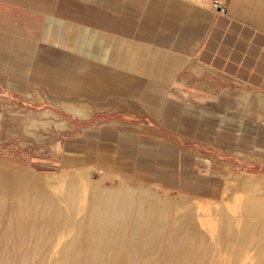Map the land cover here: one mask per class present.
<instances>
[{
    "label": "crops",
    "instance_id": "0c3cea01",
    "mask_svg": "<svg viewBox=\"0 0 264 264\" xmlns=\"http://www.w3.org/2000/svg\"><path fill=\"white\" fill-rule=\"evenodd\" d=\"M224 1L0 0V80L8 94L36 88L91 106L82 118L49 102L69 128L46 154L26 159L37 170L92 167L184 196L216 198L219 174L249 163L221 148L264 156L247 143L239 147L237 117L178 97L189 90L177 79L197 77L191 64L224 70L223 19L212 7ZM12 129L18 130L0 106V142Z\"/></svg>",
    "mask_w": 264,
    "mask_h": 264
},
{
    "label": "rangeland",
    "instance_id": "374dc122",
    "mask_svg": "<svg viewBox=\"0 0 264 264\" xmlns=\"http://www.w3.org/2000/svg\"><path fill=\"white\" fill-rule=\"evenodd\" d=\"M190 1L199 2V0ZM224 2L225 5L218 4L222 9L221 13L214 10L223 19L220 43L224 70L218 73L210 66L207 67L198 63L191 64L188 69L197 77L192 80H189L188 77L177 79L178 83L185 85L189 90V92L183 90V93L178 94V97L180 101L215 109L226 116L233 115L237 117L240 130V134H238L239 147L247 143L249 148L255 146L259 150L262 149L259 152L264 153V108L258 110V107H256L258 112H253L254 108L247 109V105L235 102L234 95L236 91L248 92L255 90L257 94L262 95L264 107V62L262 61L264 60V0H225ZM192 65H195L194 70L191 69ZM231 67L232 77H230ZM204 69L210 70L212 73L210 71L203 72ZM37 97L40 98L39 101ZM171 97L178 98L176 94L172 93ZM53 99L55 98L36 88L27 93L12 96L2 86L0 80V106L9 119V126L11 120L12 128L18 129H12L13 135H8L0 142V222L3 219L0 226L5 225L0 227V250L3 249V252L2 250V253L0 252V264H24L17 261L19 257L13 256L14 248L10 245L17 238L20 231V227L17 228L19 217L22 219V224L30 225L32 223L35 236L38 234L36 236L38 242L51 233L53 227L48 217L56 211V205L53 198L49 197L52 191L49 178L61 176L64 172L68 173L70 170L90 168L79 167L68 171L37 170L26 159L30 156L46 154L44 149H47L48 145L54 144L57 140L56 134L66 130V128H56L57 124L67 121L54 114L59 112L53 110L50 106V103L55 106ZM255 100L258 102L257 99ZM239 149L221 148L225 153L233 155L236 154L234 150L243 152L244 154H240L241 156H238L239 153L234 156L249 161V163L246 164V168L231 173L223 172L219 174L221 176V191L214 199L203 196H184L161 188L153 189L155 186L152 185H150L152 189H149V185L138 184L127 176L102 173L91 167L90 177L93 182L97 184L102 179L105 191L116 192L128 203L130 202L128 211L132 212L129 217L127 214L125 216L116 215L115 217L118 218L114 224L116 230L113 229L114 231H110L104 238L92 237L85 230L77 232L75 236L78 241L75 240L76 251L92 252L95 255L94 264L95 262L96 264H145V262L146 264H205V262L207 264H264V216L247 212L242 200L235 198L240 191L251 188L254 189L253 191L264 189V186L259 185L260 180L264 181V156L253 155L254 153L249 154ZM54 150L55 146L52 145L50 151L53 152ZM197 157L201 166L203 165L202 162L206 163L204 157L200 155H197ZM214 164L216 167H226L215 162ZM250 177L252 180L249 179ZM242 181L250 183L242 185ZM93 188L89 190V193H94ZM261 192L264 193V191ZM12 193L14 194L12 195ZM37 194H39L38 197ZM33 195L35 196L32 197ZM155 196H158L161 200ZM35 199L36 203H34ZM38 199H40V202H38ZM149 200L151 201L149 202ZM45 201L49 202L46 203ZM8 209L12 210L9 211ZM167 209L169 210L167 211ZM4 212H6L7 217L3 216L5 215ZM14 212L19 214L17 215ZM162 216L165 218L163 219ZM25 219L27 222H25ZM33 221L35 222L33 223ZM163 222L166 224H163ZM14 223L16 224L14 225ZM123 232L124 234H122ZM133 232L134 234H132ZM163 234H166L165 237ZM77 243L78 245H76ZM116 244L118 245L116 246ZM146 248L147 250H144ZM99 252H102V255ZM30 259L25 264H37L34 258ZM115 259H117V262H115ZM105 260L108 261L105 262Z\"/></svg>",
    "mask_w": 264,
    "mask_h": 264
},
{
    "label": "bare ground",
    "instance_id": "6f19581e",
    "mask_svg": "<svg viewBox=\"0 0 264 264\" xmlns=\"http://www.w3.org/2000/svg\"><path fill=\"white\" fill-rule=\"evenodd\" d=\"M184 83V82H183ZM185 84V83H184ZM176 89H174L172 91V93H175ZM37 95V93H35ZM235 95V99L237 103L239 104H244L247 105V109L254 108L253 112H258L256 107H258V110L261 108V110L264 108L263 107V99H262V95L257 94L255 91H248V92H242V91H236L234 93ZM38 101L40 100L39 97ZM257 99L258 102L255 100ZM53 102L55 104V107L62 109L66 112H70L75 116L78 117H86L87 114H89V112L91 111V106L82 101V100H72V99H53ZM114 101V99H113ZM116 101V100H115ZM115 103V102H114ZM118 103V102H117ZM118 105V104H116ZM96 106V105H95ZM111 106V105H110ZM114 105H112L111 107H113ZM122 106V105H121ZM116 107V106H115ZM118 107V106H117ZM96 108V107H95ZM94 108V109H95ZM103 105H98L97 109H102ZM120 107H118L119 109ZM123 108V107H121ZM95 109V110H97ZM256 109V111H255ZM215 110V109H214ZM93 111V110H92ZM264 111V110H263ZM252 112V114H253ZM91 113V112H90ZM251 115V114H250ZM55 126V125H54ZM69 125L67 122H62L61 124H57L56 128H60V129H65L67 128ZM225 149V148H224ZM193 151V150H192ZM233 151V150H232ZM238 154V156L240 154H244L243 152L240 151H236L234 150ZM234 153V152H233ZM234 154V155H236ZM241 156V155H240ZM249 157V155H247ZM251 158V157H250ZM253 158V157H252ZM255 158V157H254ZM257 159V158H256ZM263 160V159H261ZM214 162V161H213ZM202 164L205 166V163L202 162ZM202 165V166H203ZM203 166V167H204ZM223 167V166H222ZM92 168H87V169H77V170H73V171H69L68 173H63L61 176H56L54 178H49V180H51V186H52V191L50 193L51 198H53V200L55 201L54 204L56 205V211L53 214L49 215V221L51 226L53 227L52 231L50 234L46 235L45 238L43 240H39V242L36 240V235L34 234V228L32 227V223H30V225H26V224H22L21 221L22 219H20V215L19 220L17 221V228H19V233L17 235V238L14 239V241H12L11 239V243L10 245L13 246L14 250L12 252L14 257H19L17 258L18 262H22V263H28L29 260H31L30 258H34L36 260L37 264H42V263H46V264H94V257L95 255H93L92 252H81V250L78 252L76 251V246H75V240H76V234L77 232H80L81 230H85L87 231L86 233H89L92 237H105L110 231H112L113 229H115L114 224L116 223V221L118 220V218H116V215L120 216H125L126 214L129 217V214L132 212H129L128 209H130L129 203L123 199V197H121L118 193L116 192H107L105 191L104 185H102L104 182L102 179H100L98 181V183L96 184L95 182H93V180L90 177V173H91ZM68 171V170H67ZM66 171V172H67ZM245 177V176H244ZM256 178V177H255ZM254 178V179H255ZM250 180H252V178H249ZM263 179V178H262ZM98 180V179H97ZM243 180V179H242ZM245 180V179H244ZM259 180V179H258ZM236 181V180H235ZM234 181V182H235ZM247 181V178H246ZM255 182V180H253ZM239 182V181H238ZM244 185L245 183L249 184L248 182L242 181ZM252 182V181H251ZM253 182V183H254ZM259 185L260 186H264V181H259ZM237 183V182H236ZM238 184V183H237ZM255 184V183H254ZM256 185V184H255ZM258 185V183H257ZM235 186V185H234ZM241 186V183H240ZM248 186V185H247ZM251 186V185H250ZM94 190V193L91 194L89 193V190L92 188ZM152 186H150L149 189ZM236 187V186H235ZM158 189L159 187H154L153 189ZM241 188V187H239ZM244 188V187H243ZM260 188V187H259ZM249 189V188H248ZM263 189V188H262ZM4 190V189H3ZM236 190V189H235ZM245 190V189H244ZM251 189L249 190H245V191H240L235 198L242 200L243 202V206L245 207L246 211L249 213H253L256 214L258 216H264V193L261 191V189H257L255 191H251ZM257 191H259L257 193ZM41 192V190H40ZM46 192V191H45ZM261 192V193H260ZM32 193V192H31ZM43 193V192H42ZM145 193V192H144ZM236 193V192H235ZM5 194V192H4ZM14 193H12L13 195ZM41 194V193H40ZM39 194H37L38 197ZM19 196V195H18ZM30 196V195H29ZM35 195H33L32 197H34ZM120 196V197H119ZM147 196V195H146ZM231 196V195H230ZM48 197V199H49ZM143 197V196H142ZM145 197V196H144ZM158 198V196H155ZM154 197V198H155ZM17 198V197H16ZM15 198V199H16ZM18 199V198H17ZM16 199V200H17ZM25 199V198H24ZM23 199V200H24ZM32 199V198H31ZM30 199V200H31ZM159 199V198H158ZM26 200V199H25ZM40 202V199H38ZM161 200V199H159ZM219 200V199H218ZM33 201V200H32ZM141 201V200H140ZM146 201V200H144ZM151 200H149L150 202ZM164 201V200H163ZM167 201V200H166ZM26 202V201H25ZM24 202V203H25ZM34 202V201H33ZM46 202V201H45ZM49 202V201H47ZM46 202V203H47ZM216 202V201H215ZM16 203V202H15ZM21 203V201H20ZM28 203V202H27ZM36 203V199L35 202ZM141 203H143L141 201ZM154 203V202H153ZM164 203V202H163ZM208 203V202H207ZM140 204V202H139ZM137 204V205H139ZM133 205V204H132ZM147 205V204H146ZM159 205V204H158ZM20 206V205H19ZM32 206V205H31ZM30 206V207H31ZM50 206V205H48ZM135 206V205H134ZM151 206V205H150ZM149 206V207H150ZM161 206V204H160ZM205 206V205H204ZM28 207V206H27ZM143 207V206H142ZM142 207H140V209H142ZM184 207V206H183ZM9 208V207H8ZM25 208V207H24ZM40 208V207H39ZM134 208V207H133ZM136 208V207H135ZM147 208V207H146ZM161 208V207H160ZM167 208V207H165ZM170 208V207H169ZM20 209V208H19ZM132 209V208H131ZM139 209V210H140ZM145 209V208H144ZM9 210V209H8ZM12 210V209H11ZM9 210V211H11ZM38 210V209H37ZM149 210V209H148ZM169 209H167L168 211ZM172 210V209H171ZM5 211V210H3ZM17 211V210H16ZM27 211V210H26ZM26 211L24 212L26 214ZM145 211V210H143ZM151 211V210H150ZM156 211V210H155ZM161 211V210H160ZM19 212V211H17ZM184 212V211H183ZM2 213V211H1ZM5 215H3L4 217L6 216V212H4ZM15 213V212H14ZM29 213H31V211H29ZM138 213V211H137ZM166 213V212H165ZM11 214V213H10ZM17 214V213H15ZM19 214V213H18ZM17 214V215H18ZM28 214V213H27ZM136 214V212H135ZM139 214V213H138ZM167 214V213H166ZM12 215V214H11ZM44 215V212H43ZM42 215V216H43ZM164 216V215H163ZM162 216V217H163ZM169 216V215H168ZM7 217V216H6ZM10 217V216H9ZM44 217V216H43ZM47 217V215H46ZM178 217V216H177ZM3 218V217H2ZM12 218V217H11ZM21 218H25V217H21ZM31 218V216H30ZM137 218V215H136ZM141 218V217H140ZM158 218V217H157ZM165 217H163L164 219ZM18 219V218H17ZM44 219V218H43ZM3 220V219H2ZM1 220V222H3ZM26 220V219H25ZM34 220V217H33ZM126 220V219H125ZM130 220V218H129ZM155 220V219H154ZM162 220V219H161ZM180 220V219H179ZM31 221V220H30ZM137 221V220H136ZM144 221V220H142ZM141 221V222H142ZM150 221V220H149ZM0 222V223H1ZM27 222V220L25 221ZM35 221H33L34 223ZM126 222V221H125ZM140 222V221H139ZM146 222V221H145ZM178 222V221H177ZM138 223V221H137ZM136 223V224H137ZM153 223V222H152ZM155 223V222H154ZM153 223V224H154ZM16 223H14L15 225ZM124 224V222H123ZM122 224V225H123ZM126 224V223H125ZM130 224V223H129ZM140 224V223H139ZM144 224V223H143ZM161 224V223H160ZM163 224H166L163 222ZM162 224V225H163ZM175 224V223H173ZM172 224V225H173ZM177 224V223H176ZM179 224V223H178ZM1 225V224H0ZM3 226H5L3 224ZM0 226V227H3ZM126 226H128L126 224ZM132 226V225H131ZM130 226V227H131ZM147 226V225H146ZM151 226V225H150ZM164 226V225H163ZM167 226V225H166ZM165 226V227H166ZM9 227V226H7ZM11 227V225H10ZM9 227V228H10ZM13 227V226H12ZM136 227V226H134ZM162 227V226H161ZM164 227V228H165ZM176 227V226H175ZM191 227V226H190ZM128 228V227H127ZM145 228V227H143ZM151 228V227H150ZM148 228V229H150ZM160 228V227H159ZM158 228V229H159ZM3 229V228H2ZM8 229V228H7ZM132 229V228H131ZM130 229V230H131ZM134 229V228H133ZM183 229V228H182ZM185 229V228H184ZM116 230V229H115ZM129 230V231H130ZM175 230V229H174ZM180 230V229H179ZM9 231V230H8ZM114 231V230H113ZM133 231V230H132ZM145 231V230H144ZM159 231V230H158ZM176 231V230H175ZM7 232V231H6ZM41 232V231H40ZM143 232V231H142ZM172 232V231H171ZM180 232V231H179ZM182 232V230H181ZM183 235V233H181ZM9 233V232H8ZM13 233V231H12ZM116 233V232H115ZM130 233V232H128ZM169 233V232H168ZM187 233V232H186ZM14 234H15V229H14ZM79 234V233H78ZM124 234V232L122 233ZM134 234V232L132 233ZM137 234V233H136ZM154 234V233H153ZM162 234V233H161ZM193 234V233H192ZM10 235V234H9ZM44 235V234H43ZM118 235V234H116ZM129 235V234H127ZM142 235V234H141ZM140 235V236H141ZM145 235V234H143ZM166 234H163V236ZM200 235V234H199ZM133 236V235H132ZM139 236V235H138ZM146 236V235H145ZM144 236V237H145ZM115 237V236H114ZM131 237V236H129ZM165 237V236H164ZM192 237V235H191ZM191 237L189 236V238L191 239ZM11 238V236H10ZM14 238V237H13ZM38 238V237H37ZM42 238V237H41ZM108 238V237H107ZM124 238V236H123ZM132 238V237H131ZM135 238V237H134ZM198 238V237H197ZM9 239V238H8ZM7 239V240H8ZM18 239V240H17ZM115 239V238H114ZM133 239V238H132ZM169 239V238H168ZM173 239V238H172ZM177 239V238H175ZM184 239V238H183ZM186 239V238H185ZM112 240V239H111ZM139 240V238H138ZM179 240V239H178ZM182 240V239H181ZM77 241V240H76ZM88 241V240H87ZM119 241V240H118ZM135 241V240H134ZM141 241V240H139ZM173 241V240H172ZM197 241V240H196ZM263 241V240H262ZM78 242V241H77ZM130 242V241H129ZM128 242V243H129ZM168 242V241H167ZM174 242V241H173ZM180 242V241H179ZM5 243V242H4ZM121 243V242H120ZM136 243V242H134ZM194 243V240H193ZM107 244V242H106ZM133 244V243H132ZM143 244V243H142ZM170 244V243H169ZM174 244V243H173ZM171 244V245H173ZM252 244V242H251ZM6 245V244H5ZM78 245V243L76 244ZM91 245V243H90ZM118 244H116L117 246ZM134 245V244H133ZM179 245V243H178ZM94 246V245H93ZM115 246V247H116ZM120 246V245H119ZM124 246V245H123ZM7 247V246H6ZM5 247V248H6ZM88 247V245H87ZM129 247V246H128ZM179 247V246H178ZM264 247V245H263ZM262 247V249H263ZM4 248V245H3ZM12 248V249H13ZM100 248V247H99ZM106 248V246H105ZM109 248V247H108ZM114 248V247H113ZM134 248V247H133ZM138 248V247H137ZM143 248V246L141 247V249ZM163 248V245H162ZM175 248V247H174ZM98 249V248H97ZM110 249V248H109ZM214 249V248H213ZM3 252V249H1ZM0 250V252H1ZM6 250V249H4ZM10 250V248H9ZM8 250V252H10ZM79 250V249H78ZM138 250V249H137ZM144 250H147L144 249ZM7 251V250H6ZM87 251V250H86ZM99 251V250H97ZM110 251V250H109ZM140 251V250H139ZM138 251V252H139ZM162 251V249H161ZM169 251V250H168ZM260 251V250H258ZM263 251V250H262ZM1 252V253H2ZM106 252V250H105ZM165 252V251H164ZM96 253V252H95ZM100 253V252H99ZM102 253V252H101ZM100 253V254H101ZM169 253V252H168ZM7 254V252H6ZM11 254V255H12ZM144 254V253H143ZM146 254V253H145ZM144 254V255H145ZM4 255V254H3ZM102 255V254H101ZM106 255H108V253H106ZM134 255V254H133ZM138 255V254H137ZM167 255V254H166ZM174 255V254H173ZM208 255V254H207ZM165 256V255H163ZM7 257V256H6ZM5 257V258H6ZM12 257V256H10ZM107 257V256H106ZM8 258V257H7ZM98 258V257H97ZM132 258V257H131ZM169 258V257H168ZM173 258V257H172ZM2 259V257H1ZM14 259V258H13ZM12 259V260H13ZM106 259V258H105ZM171 259V258H170ZM6 261V259H4ZM15 260V259H14ZM117 262V259H115ZM139 260V259H138ZM142 260H144L142 258ZM164 260V259H162ZM210 260V259H209ZM11 261V260H9ZM101 261V260H100ZM103 261V259H102ZM108 261V260H107ZM105 260V262H107ZM114 261V260H112ZM146 261V258H145ZM169 261V260H168ZM127 262V261H126ZM130 262V261H129ZM163 262V261H162ZM166 262V261H165ZM5 263V262H4ZM8 263V261H7ZM12 263V262H11ZM101 263V262H100ZM135 263V260H134ZM204 263V262H203ZM10 264V263H9ZM19 264V263H16ZM33 264V263H32ZM96 264V262H95ZM99 264V263H98ZM115 264V263H114ZM120 264V263H119ZM146 264V262H145ZM162 264V263H161ZM205 264H207L205 262Z\"/></svg>",
    "mask_w": 264,
    "mask_h": 264
},
{
    "label": "built area",
    "instance_id": "2783aa9c",
    "mask_svg": "<svg viewBox=\"0 0 264 264\" xmlns=\"http://www.w3.org/2000/svg\"><path fill=\"white\" fill-rule=\"evenodd\" d=\"M212 7L217 13H221L222 12V9L220 8V6L216 2L212 3Z\"/></svg>",
    "mask_w": 264,
    "mask_h": 264
}]
</instances>
